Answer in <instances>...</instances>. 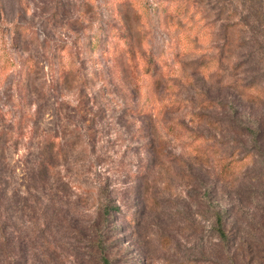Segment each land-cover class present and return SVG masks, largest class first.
Instances as JSON below:
<instances>
[{
  "label": "rangeland",
  "instance_id": "obj_1",
  "mask_svg": "<svg viewBox=\"0 0 264 264\" xmlns=\"http://www.w3.org/2000/svg\"><path fill=\"white\" fill-rule=\"evenodd\" d=\"M233 98L264 123V0H0V264H99L102 188L114 264H219L210 207L244 237L261 194L217 175L249 149Z\"/></svg>",
  "mask_w": 264,
  "mask_h": 264
},
{
  "label": "trees",
  "instance_id": "obj_2",
  "mask_svg": "<svg viewBox=\"0 0 264 264\" xmlns=\"http://www.w3.org/2000/svg\"><path fill=\"white\" fill-rule=\"evenodd\" d=\"M254 86H251V88ZM233 100L236 101V104L233 101L227 102L230 107V115L227 114L229 123L233 128L237 127L240 132L248 135L249 149L243 152L235 150L228 155H221L215 161L217 175L224 182H234L244 178V180L251 183L252 194L256 191L255 188L261 190V194L259 198L257 194L254 195L257 199L255 201L256 212L250 223L252 227L244 237L240 235L235 227L229 226L230 215L228 211L217 204L210 207V217L212 219L210 228L219 246V264H264V123L263 120H255L250 126L240 124L237 107L239 101L236 98H233ZM141 113L143 114V112ZM223 114L227 117L226 113ZM204 140L206 141L203 134L192 136L191 143L196 146V148H192V151L197 159H207L211 153L216 152L212 146H205L203 144ZM256 156L261 158V170L249 172L248 168H243ZM110 194V191L106 188L100 190L96 219L92 225L86 227L87 234L75 230V234L79 236L78 238H82L81 242L84 243V246L93 251L91 255L97 256L99 264L115 263V259L110 257L109 251L112 248L113 241H115L114 239L121 234V228L116 226L113 221L115 214H118L120 209L112 201ZM4 226L3 223H0V237L2 238L0 250L2 253L6 251L8 246ZM116 240H119V238L117 237Z\"/></svg>",
  "mask_w": 264,
  "mask_h": 264
}]
</instances>
